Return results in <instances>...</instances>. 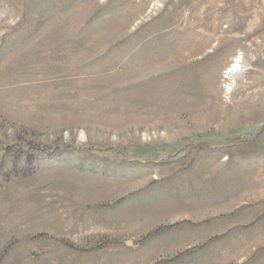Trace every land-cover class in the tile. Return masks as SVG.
<instances>
[{
  "label": "rangeland",
  "instance_id": "obj_1",
  "mask_svg": "<svg viewBox=\"0 0 264 264\" xmlns=\"http://www.w3.org/2000/svg\"><path fill=\"white\" fill-rule=\"evenodd\" d=\"M0 264H264V0H0Z\"/></svg>",
  "mask_w": 264,
  "mask_h": 264
},
{
  "label": "bare ground",
  "instance_id": "obj_2",
  "mask_svg": "<svg viewBox=\"0 0 264 264\" xmlns=\"http://www.w3.org/2000/svg\"><path fill=\"white\" fill-rule=\"evenodd\" d=\"M238 62H240V60H237V63ZM237 68H239V65L238 64H236V68H234L233 70H232V72L234 71V70H236Z\"/></svg>",
  "mask_w": 264,
  "mask_h": 264
}]
</instances>
